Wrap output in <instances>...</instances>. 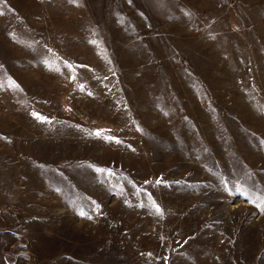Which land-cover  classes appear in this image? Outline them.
<instances>
[{
	"label": "rangeland",
	"instance_id": "1",
	"mask_svg": "<svg viewBox=\"0 0 264 264\" xmlns=\"http://www.w3.org/2000/svg\"><path fill=\"white\" fill-rule=\"evenodd\" d=\"M262 198L264 0H0V264H264Z\"/></svg>",
	"mask_w": 264,
	"mask_h": 264
},
{
	"label": "snow or ice",
	"instance_id": "2",
	"mask_svg": "<svg viewBox=\"0 0 264 264\" xmlns=\"http://www.w3.org/2000/svg\"><path fill=\"white\" fill-rule=\"evenodd\" d=\"M97 135H100V133H97ZM109 139H113V138H109ZM261 207H264V198L261 199V204L259 205ZM157 211L159 212V208L157 207Z\"/></svg>",
	"mask_w": 264,
	"mask_h": 264
}]
</instances>
